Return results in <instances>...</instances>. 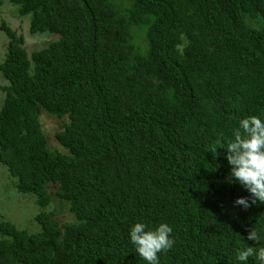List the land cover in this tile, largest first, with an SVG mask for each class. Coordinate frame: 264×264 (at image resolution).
Returning <instances> with one entry per match:
<instances>
[{"label": "trees", "instance_id": "trees-1", "mask_svg": "<svg viewBox=\"0 0 264 264\" xmlns=\"http://www.w3.org/2000/svg\"><path fill=\"white\" fill-rule=\"evenodd\" d=\"M0 11V165L39 209L34 229L0 220V264H146L128 238L137 221L172 226L160 264H240L236 252L256 246L248 231L264 234V204L234 206L249 193L225 179L226 149L208 150L264 114V0H0ZM40 35L52 39L31 50ZM44 117L59 122L56 148Z\"/></svg>", "mask_w": 264, "mask_h": 264}, {"label": "clouds", "instance_id": "clouds-1", "mask_svg": "<svg viewBox=\"0 0 264 264\" xmlns=\"http://www.w3.org/2000/svg\"><path fill=\"white\" fill-rule=\"evenodd\" d=\"M182 54V49H180ZM218 146L210 148L213 158L219 156L218 148H225L224 156L230 165V172L225 178L228 182H236L249 193L238 196L234 206L245 210L257 204H264V114L250 115L239 119L231 139L226 146L217 142ZM173 228L167 222H160L149 227L144 221L135 222L128 232L130 243L135 252L146 264H160V253L167 252L174 245ZM247 239L255 241V247L248 246L236 252L235 259L240 264H247L249 257H254L257 264H264V234L251 228Z\"/></svg>", "mask_w": 264, "mask_h": 264}, {"label": "rangeland", "instance_id": "rangeland-1", "mask_svg": "<svg viewBox=\"0 0 264 264\" xmlns=\"http://www.w3.org/2000/svg\"><path fill=\"white\" fill-rule=\"evenodd\" d=\"M8 10H5V14L11 17L13 11L11 5H7ZM4 11H0L3 15ZM13 15V14H12ZM12 18V17H11ZM17 23V18H12L11 23ZM13 24V25H14ZM31 40V50L34 48L41 47L43 42L52 39L51 36L40 35L35 38H28ZM0 40L2 36L0 35ZM2 50V49H1ZM2 53V51H1ZM43 127L49 137V145L52 148L57 147V140L53 137V133L59 128V122L54 117H44ZM7 170L4 166L0 165V220H10L16 223L19 227H28L34 229L36 222L34 216L38 212V207L34 203V198L28 194H20L17 190L8 182ZM52 207L57 210V217L64 221L65 219L70 220V213L68 210V204L65 201L58 200L56 197H52Z\"/></svg>", "mask_w": 264, "mask_h": 264}]
</instances>
